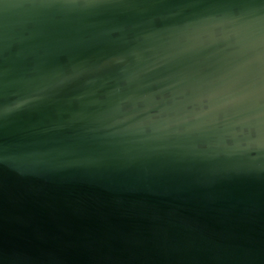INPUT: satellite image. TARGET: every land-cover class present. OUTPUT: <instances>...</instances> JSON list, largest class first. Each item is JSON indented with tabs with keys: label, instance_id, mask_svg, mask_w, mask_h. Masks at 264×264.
I'll return each instance as SVG.
<instances>
[{
	"label": "water",
	"instance_id": "water-1",
	"mask_svg": "<svg viewBox=\"0 0 264 264\" xmlns=\"http://www.w3.org/2000/svg\"><path fill=\"white\" fill-rule=\"evenodd\" d=\"M0 264H264V0H0Z\"/></svg>",
	"mask_w": 264,
	"mask_h": 264
}]
</instances>
